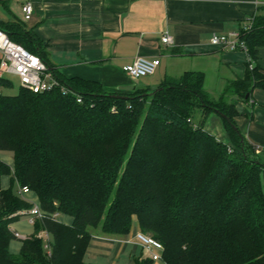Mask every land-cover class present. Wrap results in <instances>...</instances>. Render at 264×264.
I'll return each mask as SVG.
<instances>
[{
    "label": "trees",
    "instance_id": "obj_1",
    "mask_svg": "<svg viewBox=\"0 0 264 264\" xmlns=\"http://www.w3.org/2000/svg\"><path fill=\"white\" fill-rule=\"evenodd\" d=\"M0 29L67 91L7 95L13 83L0 77V152L13 157V166L0 159V264H95L85 261L93 236L127 237L135 218L163 245L164 264H264V162L238 129L233 103L264 90V15L240 31L251 60L245 77L216 99L200 73L110 93L61 74L25 21L0 19ZM211 114L223 119L230 144L205 131ZM15 183L37 197L44 217L13 253L18 213L33 207ZM41 231L51 235V256Z\"/></svg>",
    "mask_w": 264,
    "mask_h": 264
},
{
    "label": "crops",
    "instance_id": "obj_2",
    "mask_svg": "<svg viewBox=\"0 0 264 264\" xmlns=\"http://www.w3.org/2000/svg\"><path fill=\"white\" fill-rule=\"evenodd\" d=\"M28 1L34 6L28 29L47 44V57L58 71L69 78L99 82L110 93L155 90L165 80L200 73L206 91L220 97L230 83L245 77L251 60L245 51L213 46L212 36L239 32L264 15V0H2L16 8L21 20L22 6ZM165 35L172 38L171 45L162 43ZM139 57L160 59L153 76L134 80L125 73L124 68ZM257 63L264 70V46L258 49ZM233 103L239 112L238 129L264 162V90L256 89L248 102L234 99ZM204 129L230 144L219 115L211 114ZM262 184L264 188V175ZM3 187L9 188L10 180L5 184L3 179ZM24 198L38 202L31 193ZM61 221L72 224L67 216ZM13 230L27 238L34 233L24 218ZM138 232L135 218L127 237L94 235L86 257L101 264H135L137 258L151 256L137 240ZM20 248V240L11 245L13 253Z\"/></svg>",
    "mask_w": 264,
    "mask_h": 264
},
{
    "label": "built area",
    "instance_id": "obj_3",
    "mask_svg": "<svg viewBox=\"0 0 264 264\" xmlns=\"http://www.w3.org/2000/svg\"><path fill=\"white\" fill-rule=\"evenodd\" d=\"M264 6V2L261 3ZM23 21L29 22L34 15V6L32 2L28 1L22 6ZM253 23L243 29H248ZM162 43L166 45L172 44V38L165 35L162 38ZM211 44L215 47L228 49L231 51L242 50L248 53V47L245 40L242 38L241 32L231 33L229 35L214 34L211 38ZM160 59H147L139 57L133 61L132 64L124 68L125 73L134 80H140L149 76H153L159 68ZM14 76L18 78L21 88L30 91L34 94H42L50 92L54 89H61L66 91V88L60 85V82L53 77L49 72L45 63L36 55L27 51L20 44L12 41L9 35L0 29V77ZM81 100L79 99L78 102ZM0 159L1 152H0ZM3 160V159H2ZM19 193L24 198L30 194V189L18 186ZM33 207L29 210H23L18 214L27 219L29 225H35L37 220L44 217V213L40 208L38 202L30 201ZM59 218V214L54 215ZM16 240H25L27 237L18 232H14ZM37 237L44 243V249L47 254L51 256L52 244L51 235L47 231H41ZM137 240L147 249L154 262H163L164 247L161 243L152 237L136 233Z\"/></svg>",
    "mask_w": 264,
    "mask_h": 264
},
{
    "label": "rangeland",
    "instance_id": "obj_4",
    "mask_svg": "<svg viewBox=\"0 0 264 264\" xmlns=\"http://www.w3.org/2000/svg\"><path fill=\"white\" fill-rule=\"evenodd\" d=\"M12 6V5H11ZM19 18V14L16 10V8H10L8 7L4 2H2V0H0V19L3 21H8V20H12V19H18ZM31 21L27 22V27H31ZM7 79L11 80L13 83V88L12 89H4L2 92L4 94L7 95H15L18 93V91L21 88L20 82L18 80V78L14 77V76H6ZM1 158L5 160V162L8 165L12 164V154L10 153H1ZM4 183L7 184L9 183V180L7 178H4ZM14 189H18V185L15 183L14 184ZM24 218V217H21ZM25 220H27L26 218H24ZM65 222L69 223L70 219L69 218H65L64 219ZM24 222V221H23ZM28 235V234H27ZM86 263H95V264H101L99 261H90L88 257L85 258ZM161 263V262H158Z\"/></svg>",
    "mask_w": 264,
    "mask_h": 264
},
{
    "label": "water",
    "instance_id": "obj_5",
    "mask_svg": "<svg viewBox=\"0 0 264 264\" xmlns=\"http://www.w3.org/2000/svg\"><path fill=\"white\" fill-rule=\"evenodd\" d=\"M247 99H248V97H247ZM226 120H227V121H229V119H228V118H226Z\"/></svg>",
    "mask_w": 264,
    "mask_h": 264
}]
</instances>
